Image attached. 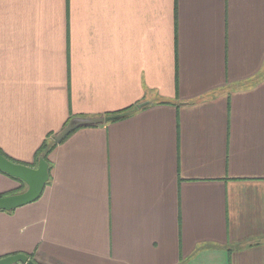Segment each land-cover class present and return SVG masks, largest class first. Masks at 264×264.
<instances>
[{
	"label": "crops",
	"instance_id": "0c3cea01",
	"mask_svg": "<svg viewBox=\"0 0 264 264\" xmlns=\"http://www.w3.org/2000/svg\"><path fill=\"white\" fill-rule=\"evenodd\" d=\"M127 108L58 142L0 259L264 264V0H0L8 160ZM25 189L0 172V198Z\"/></svg>",
	"mask_w": 264,
	"mask_h": 264
},
{
	"label": "water",
	"instance_id": "95a60500",
	"mask_svg": "<svg viewBox=\"0 0 264 264\" xmlns=\"http://www.w3.org/2000/svg\"><path fill=\"white\" fill-rule=\"evenodd\" d=\"M145 104L136 106L140 109ZM125 114L106 116L103 118H71L64 129L53 138L58 143L70 132L80 126L94 125L98 123H108L119 119ZM0 171L20 180L26 189L18 194H13L0 198V211H12L18 207L30 204L37 200L42 194L49 181L48 163L39 158L36 168H31L22 164L13 163L0 154ZM0 264H35L28 256L16 254L0 259Z\"/></svg>",
	"mask_w": 264,
	"mask_h": 264
},
{
	"label": "trees",
	"instance_id": "16d2710c",
	"mask_svg": "<svg viewBox=\"0 0 264 264\" xmlns=\"http://www.w3.org/2000/svg\"><path fill=\"white\" fill-rule=\"evenodd\" d=\"M132 112V108H127V109H125V110H122L121 112H118V113H116V114H110L109 116H114V115H117V114H125L124 116H126V115H128V114H130ZM123 116V117H124ZM106 117V116H105ZM123 117H121V118H123ZM121 118H119V119H121ZM71 119V118H70ZM69 119V120H70ZM69 120H68V122H69ZM118 119H116V120H113V121H117ZM67 124V123H66ZM81 127V126H80ZM80 127H77L75 130H77L78 128H80ZM75 130H73V131H75ZM72 131V132H73ZM71 132V133H72ZM58 143H55L54 142V140H50L49 142H44L43 144H42V146L40 147V149L38 150V152L36 153V156H35V159H34V162H37L38 160H39V158H42L44 161H46L47 163H48V173L50 172V161H49V155L51 154V152L54 150V148L56 147V145H57ZM0 154L2 155V156H4L1 152H0ZM5 157V156H4ZM6 158V157H5ZM8 159V158H7ZM10 160V159H9ZM11 162H13L12 160H10ZM13 163H15V162H13ZM1 172V171H0ZM1 173H3V172H1ZM4 174H6V173H4ZM7 175V174H6ZM7 176H9V175H7ZM9 177H11V176H9ZM11 178H13V177H11ZM13 179H15V180H17V181H19L22 185H23V183L20 181V180H18V179H16V178H13Z\"/></svg>",
	"mask_w": 264,
	"mask_h": 264
}]
</instances>
